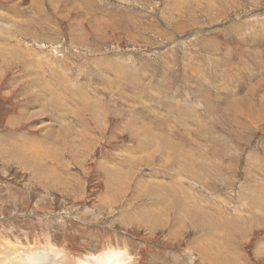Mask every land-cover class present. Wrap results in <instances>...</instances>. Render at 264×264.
Instances as JSON below:
<instances>
[{
  "label": "rangeland",
  "instance_id": "374dc122",
  "mask_svg": "<svg viewBox=\"0 0 264 264\" xmlns=\"http://www.w3.org/2000/svg\"><path fill=\"white\" fill-rule=\"evenodd\" d=\"M256 194L264 0H0V263L264 264Z\"/></svg>",
  "mask_w": 264,
  "mask_h": 264
},
{
  "label": "bare ground",
  "instance_id": "6f19581e",
  "mask_svg": "<svg viewBox=\"0 0 264 264\" xmlns=\"http://www.w3.org/2000/svg\"><path fill=\"white\" fill-rule=\"evenodd\" d=\"M3 10V9H2ZM8 12H9V15L10 16H16L17 18H19L20 19V22L22 23V21L23 22H27V21H25V20H22V16H21V14H17L16 12H14L13 10H10L9 8H8ZM4 25V28H6L7 27V24H6V22H4V23H1V25ZM147 154H149V153H147ZM133 157V156H132ZM43 158V157H42ZM129 163V162H128ZM128 169H129V167H127ZM122 170L124 169V168H121ZM126 169V168H125ZM132 172V171H131ZM133 174H135V173H133ZM144 179H145V177L146 178H149L148 177V174L147 173H145L144 175ZM154 176H156L155 174H154ZM140 178H143L142 176L140 177ZM142 183V182H141ZM140 183V184H141ZM257 197H261L262 199V201H260V199H258L260 202H263L264 203V196H262V195H260V194H256V198ZM260 207L262 208L263 207V204L261 203L260 204ZM262 209H264V208H262ZM219 211V210H218ZM220 217V216H219ZM211 218H212V220L214 219L216 222H221L223 219H215V217H214V215L212 214L211 215ZM223 218V217H222ZM212 220L210 219L209 220V222L207 221V225L208 226H211V225H213V222H212ZM214 231H211L210 232V234H208V237H213L214 236ZM211 242L216 246V248H217V255H222L224 252H225V249L224 248H222V247H220V241L217 239V238H213L212 240H211ZM55 247V246H54ZM16 250V249H15ZM51 253V254H50ZM61 253V251L59 250V249H52V250H50V252L47 254V256H46V254L45 255H43V257H38L37 255H40V254H31V255H28V254H23V255H20V257H17L15 260H16V262H14V263H12L11 262V264H51L53 261H55L56 259V257H59V254ZM4 255V254H3ZM37 256V257H36ZM62 256V255H61ZM102 258L103 259H93L92 260V262L93 263H95V264H132V263H130V258H132L131 256H130V254L128 253V251H126V250H123V249H119V250H109V251H104V253L102 254ZM212 258V251H211V247H210V245H208L207 246V249H206V251H205V254H204V259L206 260V261H208V260H210ZM92 259V256L91 255H85L82 259H79V261H78V263L79 264H92L91 262H90V260ZM14 260V261H15ZM51 260V262L49 263V261ZM61 260V259H60ZM128 260H129V262H128ZM59 262V261H58ZM58 262H56V263H58ZM56 263H54V264H56ZM0 264H3V262L2 263H0ZM4 264H6L5 263V261H4ZM8 264V263H7ZM65 264V263H64Z\"/></svg>",
  "mask_w": 264,
  "mask_h": 264
}]
</instances>
